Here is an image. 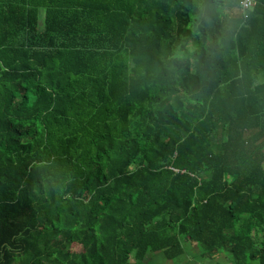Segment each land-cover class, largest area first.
Returning <instances> with one entry per match:
<instances>
[{"label":"trees","instance_id":"1","mask_svg":"<svg viewBox=\"0 0 264 264\" xmlns=\"http://www.w3.org/2000/svg\"><path fill=\"white\" fill-rule=\"evenodd\" d=\"M200 2L0 0V264H264V0Z\"/></svg>","mask_w":264,"mask_h":264},{"label":"rangeland","instance_id":"2","mask_svg":"<svg viewBox=\"0 0 264 264\" xmlns=\"http://www.w3.org/2000/svg\"><path fill=\"white\" fill-rule=\"evenodd\" d=\"M42 27H43V11L40 12L39 27L38 28L41 30ZM263 166H264V164H263ZM224 260H225L224 257H222V258L219 257L218 259L206 260L202 263H198V262H195L194 260H191L190 258H186V260L184 259L183 264H216V263L222 262ZM147 261L152 262L153 264H174L172 262L165 263L164 258L161 257L160 255L153 257V258L148 257ZM226 264H229V263H226Z\"/></svg>","mask_w":264,"mask_h":264},{"label":"built area","instance_id":"3","mask_svg":"<svg viewBox=\"0 0 264 264\" xmlns=\"http://www.w3.org/2000/svg\"><path fill=\"white\" fill-rule=\"evenodd\" d=\"M255 4H256V0H241L240 2L241 12L243 13L245 18H246L245 11L254 7Z\"/></svg>","mask_w":264,"mask_h":264},{"label":"clouds","instance_id":"4","mask_svg":"<svg viewBox=\"0 0 264 264\" xmlns=\"http://www.w3.org/2000/svg\"><path fill=\"white\" fill-rule=\"evenodd\" d=\"M199 6L201 7L202 10L205 8V4H204L203 0H201ZM208 7L211 8L212 6L209 5ZM214 11L221 16H223L225 14L223 8L219 5L215 6ZM205 18L207 19V17H205Z\"/></svg>","mask_w":264,"mask_h":264}]
</instances>
